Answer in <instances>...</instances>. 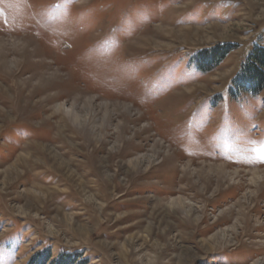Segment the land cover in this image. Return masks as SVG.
<instances>
[{"label":"rangeland","instance_id":"374dc122","mask_svg":"<svg viewBox=\"0 0 264 264\" xmlns=\"http://www.w3.org/2000/svg\"><path fill=\"white\" fill-rule=\"evenodd\" d=\"M255 46L264 0H0V264H264Z\"/></svg>","mask_w":264,"mask_h":264},{"label":"trees","instance_id":"16d2710c","mask_svg":"<svg viewBox=\"0 0 264 264\" xmlns=\"http://www.w3.org/2000/svg\"><path fill=\"white\" fill-rule=\"evenodd\" d=\"M234 46L217 45L210 49L198 51L195 55L198 68L207 70V68L218 65ZM264 88V47L255 46L241 63L239 69L235 73L230 91L234 95L239 92H248L253 95L258 94ZM50 251L43 250L35 253L28 264H83L78 262V256L71 253H62L54 261H49ZM49 261V263H48Z\"/></svg>","mask_w":264,"mask_h":264},{"label":"bare ground","instance_id":"6f19581e","mask_svg":"<svg viewBox=\"0 0 264 264\" xmlns=\"http://www.w3.org/2000/svg\"><path fill=\"white\" fill-rule=\"evenodd\" d=\"M19 37V36H18ZM28 56H31V55H28ZM120 106V105H119ZM122 109V108H121ZM128 109H125V111L122 112L123 116L124 115H127L128 113ZM162 148V147H161ZM158 149V148H157ZM169 150H171V148L169 147ZM173 151V150H172ZM160 151H157V153H159ZM168 154V153H167ZM178 156L177 153L172 152L170 154V156H168V158L162 160V161H169V162H172L173 159L175 160ZM189 163V162H188ZM201 164V163H200ZM227 168H229V165H226V164H221L219 166L217 165H213V164H208V166H203L202 168H200L197 172H196V175L197 176H203V173H207L205 174L206 176L210 175V177L212 176H215L216 178H218V180H224L225 177H227V175L229 174L227 172ZM205 170H208V171H205ZM234 170V169H233ZM194 171V170H193ZM249 171V174L251 175V179H250V182L252 183H256V185L260 184V182H263L264 181V169L263 168H257V169H251V170H248ZM191 172V171H190ZM239 173L241 172L239 169H235L234 173ZM215 173V174H213ZM262 180V181H261ZM255 185V186H256ZM38 199V196H36L35 194L33 195V199Z\"/></svg>","mask_w":264,"mask_h":264}]
</instances>
